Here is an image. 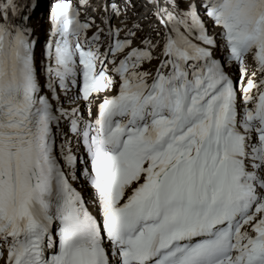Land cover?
<instances>
[{
  "label": "snow or ice",
  "instance_id": "1",
  "mask_svg": "<svg viewBox=\"0 0 264 264\" xmlns=\"http://www.w3.org/2000/svg\"><path fill=\"white\" fill-rule=\"evenodd\" d=\"M0 264H264V0H0Z\"/></svg>",
  "mask_w": 264,
  "mask_h": 264
},
{
  "label": "rangeland",
  "instance_id": "2",
  "mask_svg": "<svg viewBox=\"0 0 264 264\" xmlns=\"http://www.w3.org/2000/svg\"><path fill=\"white\" fill-rule=\"evenodd\" d=\"M93 1H96V2L101 1V3H102V0H93ZM42 2H43V0H42ZM29 3H30V1H29ZM141 11H142V13L146 14V12L148 10L145 8V9H142ZM44 13H45V11H44L43 7H41V9H39L36 12L34 18L31 21L32 25L38 24V26H39V28H37L38 33H35V35L41 40L44 39V37L46 36L47 31H48V26H46V24H44V23H47V21L44 20V17H42Z\"/></svg>",
  "mask_w": 264,
  "mask_h": 264
},
{
  "label": "bare ground",
  "instance_id": "3",
  "mask_svg": "<svg viewBox=\"0 0 264 264\" xmlns=\"http://www.w3.org/2000/svg\"><path fill=\"white\" fill-rule=\"evenodd\" d=\"M26 1H27V0H18V3H20V4H22V5H25ZM29 1H30V0H28V3H27V4H29ZM97 3H101V1H99V2H97Z\"/></svg>",
  "mask_w": 264,
  "mask_h": 264
}]
</instances>
